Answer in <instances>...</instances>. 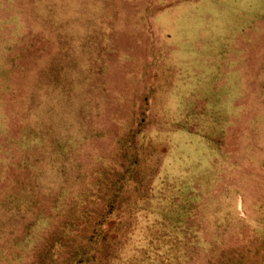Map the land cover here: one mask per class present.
<instances>
[{
	"label": "rangeland",
	"instance_id": "374dc122",
	"mask_svg": "<svg viewBox=\"0 0 264 264\" xmlns=\"http://www.w3.org/2000/svg\"><path fill=\"white\" fill-rule=\"evenodd\" d=\"M0 264H264V0H0Z\"/></svg>",
	"mask_w": 264,
	"mask_h": 264
}]
</instances>
